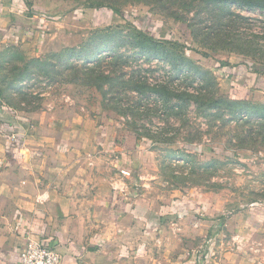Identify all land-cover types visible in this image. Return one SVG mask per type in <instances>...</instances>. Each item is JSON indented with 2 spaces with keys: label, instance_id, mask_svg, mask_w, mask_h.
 Masks as SVG:
<instances>
[{
  "label": "rangeland",
  "instance_id": "obj_1",
  "mask_svg": "<svg viewBox=\"0 0 264 264\" xmlns=\"http://www.w3.org/2000/svg\"><path fill=\"white\" fill-rule=\"evenodd\" d=\"M27 2L50 23L30 50L0 45V103L13 110L0 119L76 115L124 131L111 143L135 137L144 161L134 175L85 140L78 171L104 192L203 197L209 248L229 244L219 238L228 227L221 214H255L251 232L262 227L264 89L257 81L243 91L233 78L264 69L263 9L205 0ZM252 235L239 245L263 243Z\"/></svg>",
  "mask_w": 264,
  "mask_h": 264
},
{
  "label": "crops",
  "instance_id": "obj_2",
  "mask_svg": "<svg viewBox=\"0 0 264 264\" xmlns=\"http://www.w3.org/2000/svg\"><path fill=\"white\" fill-rule=\"evenodd\" d=\"M27 4L0 0V45L20 43L29 49L49 25ZM246 71L233 78L234 86L244 91L258 81L264 89V73L258 79ZM10 111L0 103V114ZM5 118L0 119V264H18L28 240L53 247L62 264H264V240L257 248L239 245L247 233L256 241L264 235V224L251 232L255 214L219 215L228 223L219 238L229 244L209 248L203 243L208 233L203 197L158 200L130 187L104 192V183L84 178L78 165L84 140L107 157L116 154L123 175L137 172L132 166L144 161L142 144L133 136L111 143L125 134L121 129L76 115ZM196 215L203 216L200 224ZM254 254H261L262 261Z\"/></svg>",
  "mask_w": 264,
  "mask_h": 264
},
{
  "label": "built area",
  "instance_id": "obj_3",
  "mask_svg": "<svg viewBox=\"0 0 264 264\" xmlns=\"http://www.w3.org/2000/svg\"><path fill=\"white\" fill-rule=\"evenodd\" d=\"M61 259V255L53 247L28 240L25 249L20 252L18 264H62Z\"/></svg>",
  "mask_w": 264,
  "mask_h": 264
},
{
  "label": "trees",
  "instance_id": "obj_4",
  "mask_svg": "<svg viewBox=\"0 0 264 264\" xmlns=\"http://www.w3.org/2000/svg\"><path fill=\"white\" fill-rule=\"evenodd\" d=\"M205 1L207 3H212L213 2V3L219 4V5L230 4V5H239V6H246V7H256V8L264 10V0H205ZM28 5H29V3H28ZM156 47H159V45H157ZM254 67L256 69H251L254 73L264 72V69H263L262 66H257V65L255 66L254 65ZM131 174L134 175L133 172L130 173V176H131Z\"/></svg>",
  "mask_w": 264,
  "mask_h": 264
}]
</instances>
